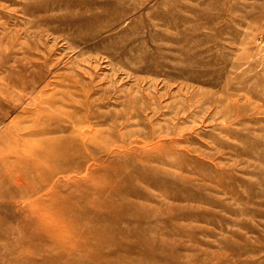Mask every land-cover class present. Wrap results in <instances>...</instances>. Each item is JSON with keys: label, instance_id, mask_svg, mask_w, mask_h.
Wrapping results in <instances>:
<instances>
[{"label": "rangeland", "instance_id": "374dc122", "mask_svg": "<svg viewBox=\"0 0 264 264\" xmlns=\"http://www.w3.org/2000/svg\"><path fill=\"white\" fill-rule=\"evenodd\" d=\"M0 264H264V0H0Z\"/></svg>", "mask_w": 264, "mask_h": 264}, {"label": "bare ground", "instance_id": "6f19581e", "mask_svg": "<svg viewBox=\"0 0 264 264\" xmlns=\"http://www.w3.org/2000/svg\"><path fill=\"white\" fill-rule=\"evenodd\" d=\"M60 33V32H59ZM46 126V125H45ZM44 126V128H46ZM43 132H45V131H43ZM5 139L6 138H2L1 140L2 141H5ZM78 139V138H77ZM40 141V140H39ZM39 141H37V143L35 144V146L34 147H42V146H44L45 148H51V147H53L54 145H61V146H64L65 145V141H64V139H61V140H59V139H57V138H55V139H45L42 143H43V145H41V143H38ZM19 144V143H18ZM32 145H33V143H31ZM31 145V146H32ZM33 147V146H32ZM30 188V187H29Z\"/></svg>", "mask_w": 264, "mask_h": 264}]
</instances>
